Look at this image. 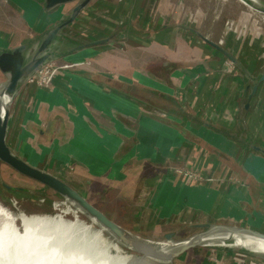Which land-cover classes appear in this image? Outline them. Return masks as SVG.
Masks as SVG:
<instances>
[{
	"label": "crops",
	"instance_id": "0c3cea01",
	"mask_svg": "<svg viewBox=\"0 0 264 264\" xmlns=\"http://www.w3.org/2000/svg\"><path fill=\"white\" fill-rule=\"evenodd\" d=\"M0 2L22 16L19 30L0 22V48L37 36L71 8L46 12L37 0ZM201 3L92 0L59 37L51 61L74 67L42 83L29 80L11 102L6 139L15 153L78 190L72 181L80 178L106 182L102 188L116 184L124 190L115 206L121 220L107 215L151 240L177 239L202 223L264 224V157L239 140L264 147V81L252 91L264 73V15H256L262 23L230 21L232 15L220 22L219 12ZM201 35L240 65L226 62ZM71 41L74 48L63 49ZM6 79L0 70V84ZM182 168L203 178H188ZM0 183L43 200L61 197L2 161ZM5 220L8 227L9 215ZM171 264H264V258L207 244Z\"/></svg>",
	"mask_w": 264,
	"mask_h": 264
},
{
	"label": "rangeland",
	"instance_id": "374dc122",
	"mask_svg": "<svg viewBox=\"0 0 264 264\" xmlns=\"http://www.w3.org/2000/svg\"><path fill=\"white\" fill-rule=\"evenodd\" d=\"M200 1L201 0H189V2L192 3V6H194V3H198ZM202 1L203 3L201 4H203L204 7L209 8L211 11L217 10L219 12L217 16L218 21H220L221 19L226 20L227 15H232L233 17H231V19L233 20L231 21H249L250 19L252 23L258 19L256 15H264L255 8L246 4L243 0ZM17 17H21L22 20L21 14L19 15L18 13H15L14 10H11L8 7H4L2 3L0 4L1 23L4 22L6 26H9L8 28L19 30L20 27H17L18 24L16 23L19 19ZM257 21H260L261 23L263 22L262 19H259ZM210 23L213 22L210 21L208 24ZM77 32V34H81V32L84 33V31L81 30H77ZM213 34L216 35L217 31L214 30ZM80 37L82 36L80 35ZM80 37L79 41H82V38L80 40ZM208 38L212 39L213 37ZM76 44L77 42L71 41L68 44L69 46L63 47V49L71 47L74 48V45ZM226 62H229V60H226ZM50 63L55 62H49L45 66H48ZM56 63H59V65L66 67L65 62ZM67 63L69 64V62ZM70 64L74 63L71 62ZM56 67L58 71L57 73H59L62 69H71L60 68L58 65H56ZM34 78L35 77H32L31 79ZM182 169L184 170L188 178L191 177L192 179L196 180H201L203 178L201 173L198 171H194L192 169L188 170V168ZM11 181L12 183L16 182L13 179ZM22 181L23 180L21 179L17 181V183H23ZM100 181L101 180L88 182L85 179L80 178V182H76L75 180H73L72 182L73 184H76L78 188H80L79 190L81 191V193H85L90 201L99 209L106 212V214H108L110 217L115 218L116 216V218H119L121 220V215L118 216L115 213V206L121 207V204L117 205L118 203L116 202V199L120 200V198L122 197L121 194L124 192V190L122 191L118 189L116 184H113L112 188H102L103 185H106V182ZM2 183H0V216L5 219V217L9 215V221L7 223L8 227H6V223H4L3 220H0V248H2L7 242L6 240L10 238V240H12L11 242L15 243V245L18 243L17 245H24V248H29L30 246L33 249H29L30 253L34 254L35 256H42L44 252L49 253V255L46 253L47 257H45L44 259L52 257V250L58 251L56 253L57 256H59V253H61L62 251L64 255H60L59 258L53 256L52 260L54 259V257L57 260H60L61 258V260L65 261L66 259L65 262H71L69 264H118L117 262H119L124 255H126L127 257L130 256V258L126 260V263L131 261V259L142 256L132 249L131 250L133 251V253L131 251L125 252L124 249L110 248V254L113 256H110L107 252L102 253V244H104V246L108 244L111 245V243H113V239L109 236L108 233H105L101 225H99L97 222H93L88 215L79 210L70 201L66 200L63 197H60V200H55L54 196L52 197L53 199L46 198L45 200H43L44 198H42V196H39L38 192L36 193V197H34L35 195H33V197H30L27 194L21 193L22 191L19 190L20 186L18 184H14L12 187H8L7 185H5V183L4 185H2ZM26 186L30 187L28 184ZM232 224L240 225V223L238 222ZM246 224L247 223H242L243 226H247ZM260 224L261 223H256V226H258L260 230L264 231V224ZM199 231H201V229L196 227H188L187 229L180 231V234L176 240H185L198 233ZM216 236L218 237L219 235ZM157 241L164 243L169 242L170 244H172V241H169V239H166L164 237H162V239H158ZM213 243V245L223 246L238 251L249 250L247 247L237 245L234 238H229L225 243H222L220 240H214ZM9 248L12 250H10ZM13 249V245H9L7 248L9 252H12ZM14 250L16 251V248ZM22 253L23 251L18 254L24 257V253ZM128 253H131V255H127ZM246 260L249 259L247 258ZM47 261L49 263V260ZM52 264H61V262H54ZM165 264H170V262H165Z\"/></svg>",
	"mask_w": 264,
	"mask_h": 264
},
{
	"label": "water",
	"instance_id": "95a60500",
	"mask_svg": "<svg viewBox=\"0 0 264 264\" xmlns=\"http://www.w3.org/2000/svg\"><path fill=\"white\" fill-rule=\"evenodd\" d=\"M37 1L43 5L46 12H51L58 8H71L66 13H63L58 21L37 36L12 48H0V70L7 75L6 81L0 84V161L12 167L16 172L34 179L70 201L79 210L88 215L93 222H97L101 225L122 245L134 250L142 256L144 254H150L156 258L163 259L165 260L164 264L165 262H170L171 264L174 259L190 249L204 244H214V240H220L222 243H225L229 238L235 239V235L264 240V231L245 225L243 226L242 224L238 225L232 223L198 224L202 230L185 240H176L172 239L170 235L167 236V239L172 241V244L142 237L110 218L71 184L46 169L30 164L26 159L13 151L6 139L12 100L17 96L26 82H28L42 66L53 61L57 54L59 37H61L70 25L79 20L83 10L92 2V0ZM243 1L264 14V0ZM201 36L205 41L223 53L233 64L240 65L239 60L230 51L206 36ZM108 40L109 38L98 39L85 44H79L76 48L82 49L88 45L98 44ZM263 81L264 73L255 77V83L252 86L253 94L256 93L259 83ZM231 136L236 137L235 135ZM239 140L264 157L263 146L249 143L243 139ZM216 235L219 236L214 239ZM246 251L251 252V250ZM256 253L264 258V252Z\"/></svg>",
	"mask_w": 264,
	"mask_h": 264
},
{
	"label": "bare ground",
	"instance_id": "6f19581e",
	"mask_svg": "<svg viewBox=\"0 0 264 264\" xmlns=\"http://www.w3.org/2000/svg\"><path fill=\"white\" fill-rule=\"evenodd\" d=\"M125 3V2H124ZM126 4V3H125ZM124 4V5H125ZM195 4V3H194ZM154 7V6H153ZM128 9V8H126ZM155 10V9H153ZM199 11V9H197ZM178 12V10H175ZM214 13V12H213ZM216 13V12H215ZM174 16V15H173ZM175 17V16H174ZM93 18V17H92ZM236 18V17H235ZM234 18V19H235ZM94 19V18H93ZM215 19V17H214ZM90 20V19H89ZM97 20V19H96ZM231 21V20H230ZM99 22V21H98ZM213 22V21H212ZM91 23V22H90ZM230 26V24H228ZM102 28V27H101ZM104 28V27H103ZM225 28V27H224ZM228 29V28H227ZM226 29V30H227ZM231 29V28H230ZM209 30V29H208ZM224 37V35H223ZM222 37V38H223ZM236 52V51H235ZM244 52V51H243ZM242 52V53H243ZM246 53V52H245ZM247 54V53H246ZM1 211V210H0ZM6 216V215H5ZM5 222V221H4ZM3 226V225H2ZM2 229V228H1ZM228 235V234H227ZM217 236H214V239H216ZM235 243L239 246L242 247H247L251 251H256V252H264V240H258L256 238L248 237V236H240V235H235ZM213 239V238H209ZM11 241V240H10ZM4 242V241H2ZM18 242V241H16ZM15 246V245H13ZM17 246V244H16ZM16 248V247H15ZM19 248V247H18ZM17 249V248H16ZM20 249V248H19ZM18 249V250H19ZM28 249H32L30 246ZM23 250V248H22ZM33 250V249H32ZM21 251V250H20ZM58 251L52 250L51 251V256H55L58 258L57 253ZM43 253V252H42ZM23 254V253H22ZM49 255V253H47ZM46 255V254H45ZM42 254V258L44 259L47 257ZM24 256V255H23ZM26 256V255H25ZM24 256V257H25ZM24 257L17 255L14 252H9L7 248H0V264H40L37 260L29 259V260H24ZM51 257V258H52ZM63 258V257H62ZM50 258H46L45 260H48ZM163 259L156 258L153 255L150 254H144L142 257H136L134 259H131V261L127 262L126 264H164ZM76 264V263H75ZM90 264V263H87ZM101 264V263H100ZM102 264H110V263H102Z\"/></svg>",
	"mask_w": 264,
	"mask_h": 264
},
{
	"label": "flooded vegetation",
	"instance_id": "af4514ba",
	"mask_svg": "<svg viewBox=\"0 0 264 264\" xmlns=\"http://www.w3.org/2000/svg\"><path fill=\"white\" fill-rule=\"evenodd\" d=\"M0 220L2 221L3 220V222L5 221V223H6V220L5 219H3V217H1L0 216ZM7 242L5 243V245L2 247V248H8V246L9 245H15V243H12L11 241H10V238H8L7 240H6ZM8 243V244H7ZM18 244V243H17ZM18 247H19V245H17ZM16 245L15 246H13L14 247V249H15V247L16 248H18ZM21 246V245H20ZM11 247V246H10ZM20 248V249H19ZM18 249V252H16V254L17 255H19L18 253H21V251H23V253H24V260H29V259H33V260H37L40 264H52V263H54V262H61V264H69V263H71V262H69V261H67V262H65L66 261V259H65V261H63V260H61V258H60V260L58 261L57 259H55V257H54V259L52 260V258H50V259H48L49 260V263H48V261L47 260H45V259H43L42 258V256L41 255H39V256H35L34 254H32V253H30V250L28 249V247H26V248H24V247H22L23 248V250H22V248L21 247H19ZM10 249V248H9ZM17 250V249H16ZM21 250V251H20ZM13 252V251H12ZM15 253V252H14ZM47 252H44V254H46ZM61 256L62 255H64L63 253H62V251H61V253H59ZM60 255L58 256V258L60 257ZM20 256V255H19Z\"/></svg>",
	"mask_w": 264,
	"mask_h": 264
},
{
	"label": "trees",
	"instance_id": "16d2710c",
	"mask_svg": "<svg viewBox=\"0 0 264 264\" xmlns=\"http://www.w3.org/2000/svg\"><path fill=\"white\" fill-rule=\"evenodd\" d=\"M169 69H170V70H173V69H174V66L172 65ZM102 228H103V227H102ZM103 230L105 231L106 234L108 233L109 236L113 239V240H112L113 243H111V245L108 244V245H106V246H104V244H102V247H103V248L101 249V252H102V253L107 252L110 256H113V255L110 254V252H111V251H110V248H113V249H114V248L124 249L125 252H126V251H128V252L131 251V252L133 253V251H132L131 249H129L128 247H126V246L122 245L120 242H118V241H117V240H116V239H115V238H114L109 232H107L104 228H103ZM169 235L171 236L172 239H174V235H173V234H168L167 236H169ZM194 249L196 250V249H198V247H195ZM102 253H101V254H102ZM258 253H259V252H258ZM250 254L253 255V256H260L259 254L256 253V251H251ZM127 255H131V253H128ZM129 258H130V256L127 257L126 255H124V256H122V258L120 259V261L117 262V263H118V264H126V260L129 259ZM113 259H114V258H113Z\"/></svg>",
	"mask_w": 264,
	"mask_h": 264
},
{
	"label": "built area",
	"instance_id": "2783aa9c",
	"mask_svg": "<svg viewBox=\"0 0 264 264\" xmlns=\"http://www.w3.org/2000/svg\"><path fill=\"white\" fill-rule=\"evenodd\" d=\"M56 65H58L60 68H71L72 69L74 67L73 64H70V63L69 64L68 63H65V66L66 67H64V66L59 65V63H56V61H55V63H50L48 66H45V65L42 66L37 71V73H35L36 75L34 74L35 76H33V77H36L37 78V81L39 83H42L45 80H49V77L51 78V75L54 72L57 71Z\"/></svg>",
	"mask_w": 264,
	"mask_h": 264
}]
</instances>
